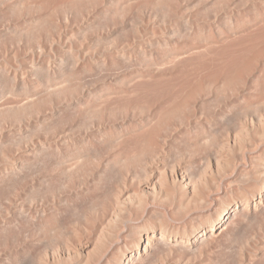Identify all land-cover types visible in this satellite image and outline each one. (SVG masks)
Listing matches in <instances>:
<instances>
[{
    "label": "bare ground",
    "instance_id": "1",
    "mask_svg": "<svg viewBox=\"0 0 264 264\" xmlns=\"http://www.w3.org/2000/svg\"><path fill=\"white\" fill-rule=\"evenodd\" d=\"M0 264H264V0H0Z\"/></svg>",
    "mask_w": 264,
    "mask_h": 264
}]
</instances>
